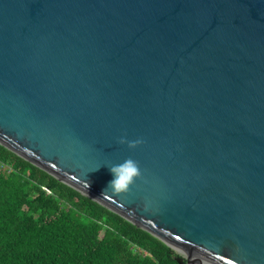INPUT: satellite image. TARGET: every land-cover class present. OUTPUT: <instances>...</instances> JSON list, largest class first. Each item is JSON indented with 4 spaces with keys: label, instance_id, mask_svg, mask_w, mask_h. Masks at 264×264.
<instances>
[{
    "label": "water",
    "instance_id": "water-1",
    "mask_svg": "<svg viewBox=\"0 0 264 264\" xmlns=\"http://www.w3.org/2000/svg\"><path fill=\"white\" fill-rule=\"evenodd\" d=\"M0 144L179 264H264V0H0Z\"/></svg>",
    "mask_w": 264,
    "mask_h": 264
},
{
    "label": "trees",
    "instance_id": "trees-1",
    "mask_svg": "<svg viewBox=\"0 0 264 264\" xmlns=\"http://www.w3.org/2000/svg\"><path fill=\"white\" fill-rule=\"evenodd\" d=\"M178 254L0 144V264H179Z\"/></svg>",
    "mask_w": 264,
    "mask_h": 264
},
{
    "label": "clouds",
    "instance_id": "clouds-1",
    "mask_svg": "<svg viewBox=\"0 0 264 264\" xmlns=\"http://www.w3.org/2000/svg\"><path fill=\"white\" fill-rule=\"evenodd\" d=\"M119 143L124 144L127 143V146L130 149L137 147L142 143L141 140H132L126 141L124 138L119 140ZM110 173L113 176V179L109 181L107 187L105 188L102 197L105 196V193L108 190L111 191L112 196H118L123 193H127L130 189V186L134 183V181L140 177L141 171L139 167V162L133 160L131 157L126 158L122 163L108 166ZM95 169L94 171L98 170ZM85 188L89 185L86 181H83Z\"/></svg>",
    "mask_w": 264,
    "mask_h": 264
}]
</instances>
